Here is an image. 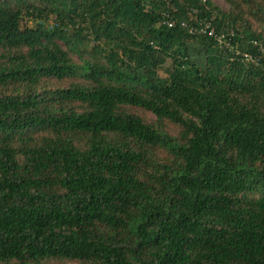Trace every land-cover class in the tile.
Masks as SVG:
<instances>
[{"label":"trees","instance_id":"16d2710c","mask_svg":"<svg viewBox=\"0 0 264 264\" xmlns=\"http://www.w3.org/2000/svg\"><path fill=\"white\" fill-rule=\"evenodd\" d=\"M224 1L0 0V264H264V0Z\"/></svg>","mask_w":264,"mask_h":264},{"label":"rangeland","instance_id":"374dc122","mask_svg":"<svg viewBox=\"0 0 264 264\" xmlns=\"http://www.w3.org/2000/svg\"><path fill=\"white\" fill-rule=\"evenodd\" d=\"M213 2L219 7H221V9L223 10L228 9V5L225 3L224 0H213ZM162 73L165 74L164 70L162 71ZM136 112L140 113L143 116V118L147 121H151L155 119V117L149 112H143V110H139V109H137ZM166 127H167V130H169L172 133L177 132V128L169 123L166 125Z\"/></svg>","mask_w":264,"mask_h":264}]
</instances>
